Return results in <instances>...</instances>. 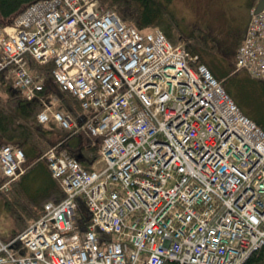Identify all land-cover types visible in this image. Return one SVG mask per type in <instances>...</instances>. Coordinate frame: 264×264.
<instances>
[{
    "label": "built area",
    "instance_id": "1",
    "mask_svg": "<svg viewBox=\"0 0 264 264\" xmlns=\"http://www.w3.org/2000/svg\"><path fill=\"white\" fill-rule=\"evenodd\" d=\"M188 52L99 0L35 1L0 28V72L41 102L37 120L85 129L102 145L90 169L55 146L44 152L64 197L0 239V264H242L263 245L264 131ZM237 53V67L264 79V9ZM29 60L54 63L84 120L41 94L44 77ZM24 159L21 148L0 147V189ZM78 196L89 210L84 231L74 224Z\"/></svg>",
    "mask_w": 264,
    "mask_h": 264
},
{
    "label": "trees",
    "instance_id": "2",
    "mask_svg": "<svg viewBox=\"0 0 264 264\" xmlns=\"http://www.w3.org/2000/svg\"><path fill=\"white\" fill-rule=\"evenodd\" d=\"M34 1L36 0H0V25L10 21V19ZM100 3H102L105 9L116 11L128 25L136 26L138 29L148 26H158L172 43L176 44L182 41L185 49L191 54H198V62L205 63L211 73L214 74V77L224 85V78L228 74H225L220 68L216 67V63L213 64V62L207 61L202 53L207 50L206 48L212 49L216 47L213 35H209L205 29L200 28L189 34L185 33L184 28L180 25V20L172 9V0H100ZM252 3L251 1L249 5L251 6ZM228 54L232 58L233 64V56L236 53L230 54L228 52ZM52 67V63L45 65L31 63L32 69H35L46 77L48 90H52L61 97L63 108L78 119L82 112L77 102L78 100L73 98L68 92L59 91V88L52 84V77L50 75ZM250 80L264 90V80L251 77ZM224 88L234 97L233 99L237 105L242 108L238 100L239 97L234 89L226 85H224ZM39 110L40 104L37 101L26 100L17 89L13 88L10 81L5 79L4 75L0 73V145L12 143L25 150L27 161L24 175L28 173L32 167L31 165L41 162L40 155L45 149L43 143L46 147L51 144L45 136L47 129H44L36 120V114ZM252 120L264 130L258 120ZM95 157L97 156L95 155L93 158ZM80 162L84 166L87 165L82 161ZM15 183L13 184L15 185ZM13 186L11 188L12 196L9 193L4 195L5 207L14 218L15 225L19 227L13 231L12 235H16L21 230H24L31 220L37 218L41 214L42 209H44L43 205L46 201H59L63 197L61 187H59L55 180L52 187L37 196H28L21 189ZM77 199L78 211H76L75 225L82 231L85 230L86 223L88 222L89 210H87L81 197H77ZM22 252L26 251L23 250ZM166 264L177 263L175 261H168ZM242 264H264V243L257 250L253 251Z\"/></svg>",
    "mask_w": 264,
    "mask_h": 264
},
{
    "label": "rangeland",
    "instance_id": "3",
    "mask_svg": "<svg viewBox=\"0 0 264 264\" xmlns=\"http://www.w3.org/2000/svg\"><path fill=\"white\" fill-rule=\"evenodd\" d=\"M189 0H172V9L175 14L179 17L180 25L184 28V32L189 34L190 32L196 29H205L208 34H212L215 41L216 47L209 49L206 48V51H203V55L207 61L216 65V67L220 68L222 72L228 74L224 78V85L234 89L238 100L243 108V112L247 113L249 117L252 119L258 120L262 127L264 128V90L257 86L252 80H250L249 75L245 73V71H231L232 66V58L227 55L228 52L223 50L222 44V36L216 34L214 32V27L208 26L204 23H196L194 19V14L189 10L186 3ZM211 1V0H204ZM198 6L201 3L197 2ZM206 12L204 9L200 8L195 15L201 16L202 13ZM221 42H220V41ZM182 43V41L178 42ZM213 60V61H211ZM46 143V142H45ZM45 149L47 148L46 145ZM44 149V150H45ZM1 174V173H0ZM1 178V176H0ZM1 181V180H0ZM12 188V187H11ZM13 190V189H12ZM11 191V189L9 190ZM9 191L3 190L0 191V196H4ZM14 218L11 216L10 212L5 207L4 203L2 204V199L0 197V237L7 238L13 234V231L18 227L15 225L13 220ZM19 228V227H18ZM19 230V229H18ZM17 231V230H16Z\"/></svg>",
    "mask_w": 264,
    "mask_h": 264
},
{
    "label": "flooded vegetation",
    "instance_id": "4",
    "mask_svg": "<svg viewBox=\"0 0 264 264\" xmlns=\"http://www.w3.org/2000/svg\"><path fill=\"white\" fill-rule=\"evenodd\" d=\"M251 1L254 4L257 0H189L185 3L194 14L195 22L214 27V32L222 36L223 50L234 54L244 35ZM200 8L206 12L195 15Z\"/></svg>",
    "mask_w": 264,
    "mask_h": 264
},
{
    "label": "crops",
    "instance_id": "5",
    "mask_svg": "<svg viewBox=\"0 0 264 264\" xmlns=\"http://www.w3.org/2000/svg\"><path fill=\"white\" fill-rule=\"evenodd\" d=\"M45 136L49 142H58L61 146L76 155L83 163L88 166L91 165L93 157L98 154L99 138L92 137L87 132L63 136V131L56 126L50 127L46 130ZM44 162H36L26 173L21 177L13 187H18L28 196H37L48 188L54 185V180L50 176L49 170ZM12 196V191L9 192ZM2 204L4 203V196H0Z\"/></svg>",
    "mask_w": 264,
    "mask_h": 264
},
{
    "label": "water",
    "instance_id": "6",
    "mask_svg": "<svg viewBox=\"0 0 264 264\" xmlns=\"http://www.w3.org/2000/svg\"><path fill=\"white\" fill-rule=\"evenodd\" d=\"M263 5H264V0H259V2L255 6L254 12L257 13L261 11V9L263 8Z\"/></svg>",
    "mask_w": 264,
    "mask_h": 264
}]
</instances>
